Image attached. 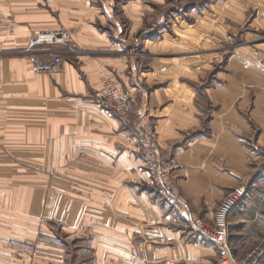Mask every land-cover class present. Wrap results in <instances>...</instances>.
Instances as JSON below:
<instances>
[{"label":"crops","instance_id":"obj_1","mask_svg":"<svg viewBox=\"0 0 264 264\" xmlns=\"http://www.w3.org/2000/svg\"><path fill=\"white\" fill-rule=\"evenodd\" d=\"M200 1L0 0V142L13 156L44 157L30 164L45 172L35 180L43 195L29 199L33 230L18 240L35 261L215 264V247L189 233L188 219L211 224L237 185L247 195L227 217L232 255L263 261L264 161L252 151H264V54L256 61L240 47L218 70L217 57L201 64L191 50L217 52L248 13L263 19L264 0H215L179 20L180 6ZM55 29L70 48L54 46L61 66L36 74L25 47L34 31ZM105 79L127 96L126 113L102 102ZM148 126L185 209L144 166Z\"/></svg>","mask_w":264,"mask_h":264},{"label":"rangeland","instance_id":"obj_2","mask_svg":"<svg viewBox=\"0 0 264 264\" xmlns=\"http://www.w3.org/2000/svg\"><path fill=\"white\" fill-rule=\"evenodd\" d=\"M214 1L201 0L197 8L189 4L185 8L180 6L179 8L182 10H180L181 15H179V20L184 22L192 21L194 18L192 14L199 13L202 8L208 7ZM177 4L179 3H174V9L178 7ZM263 7L264 5H260L261 9ZM261 13L263 16L261 20L257 18V13L253 11L248 13L247 22L241 27L242 30L236 37L226 38L224 39L225 41L222 40L220 46L217 48V52L208 46H203L196 50L192 49L191 51L195 54L193 56L199 58L201 64L204 61H213L217 57L218 63L214 64L216 65L215 67L218 70H224L226 59L232 52L236 53L243 49L245 51L250 46L249 50L252 57L256 61H259L257 57H261L262 53L264 54V12L261 11ZM250 21L251 23L253 22L251 25ZM240 47L242 50H238ZM261 60H264V56L261 57ZM211 82H213V78L209 76L207 84ZM11 145V142H0V264H30L31 262H38L35 261L33 248L21 246L22 242L18 240L20 238L19 234H23L22 236H24L33 230V215L32 209H30L33 205L29 199L31 196L40 198L43 195L42 189L44 188H38L35 180L40 179L42 177L40 174L45 175V172L32 170L34 166L31 165L30 167V164L40 163L44 161V157H33V160H30L29 156H13ZM252 152L259 155V158L262 154L264 161V151L258 152L257 150H253ZM261 191L264 196V184L261 186ZM15 198L21 199V202L15 201ZM39 211L42 213L44 209L41 207ZM44 225L48 228V222ZM188 231L192 234L190 226L188 227ZM3 233L9 237L4 238L1 242V234ZM260 264H264V259Z\"/></svg>","mask_w":264,"mask_h":264},{"label":"built area","instance_id":"obj_3","mask_svg":"<svg viewBox=\"0 0 264 264\" xmlns=\"http://www.w3.org/2000/svg\"><path fill=\"white\" fill-rule=\"evenodd\" d=\"M33 37L25 47L28 53V61L37 73L52 74L56 72L63 62V57L56 52L54 46H69L70 34L62 29L51 31L36 30ZM48 56V58H44ZM102 102L122 113L128 111V98L112 80L105 79L102 87ZM144 166L148 167L150 176L158 187L161 196L175 204L176 209H185L182 202L176 196L177 192L171 181V166L163 161L162 152L155 137L154 130L148 126L144 128L142 139L139 144ZM244 185H237L231 189L218 205L212 223H205L198 218H189L188 225L192 234H197L202 240L210 242L215 247L218 259L215 264H248L245 261H237L232 255L228 240V215L237 207L239 202L246 196ZM30 264H44L31 262Z\"/></svg>","mask_w":264,"mask_h":264}]
</instances>
